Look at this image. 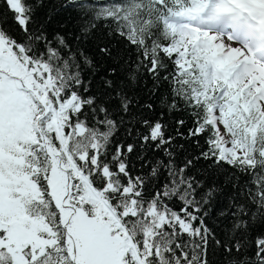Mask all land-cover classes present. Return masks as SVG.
<instances>
[{"label":"snow or ice","instance_id":"snow-or-ice-1","mask_svg":"<svg viewBox=\"0 0 264 264\" xmlns=\"http://www.w3.org/2000/svg\"><path fill=\"white\" fill-rule=\"evenodd\" d=\"M0 264H264V0H0Z\"/></svg>","mask_w":264,"mask_h":264}]
</instances>
